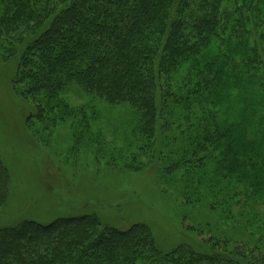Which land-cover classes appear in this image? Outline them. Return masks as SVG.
<instances>
[{
    "label": "trees",
    "instance_id": "trees-1",
    "mask_svg": "<svg viewBox=\"0 0 264 264\" xmlns=\"http://www.w3.org/2000/svg\"><path fill=\"white\" fill-rule=\"evenodd\" d=\"M260 29L264 37V0H0V50L13 55L14 44L23 48L11 89L34 109L27 125L54 118L53 126L73 121L74 110L61 106L68 84L131 108L140 122L139 139L147 143H154L158 127L163 130L158 122L166 123V112H180L191 126L180 132L178 141L189 150L166 172L177 175L193 204L211 188L210 175L204 182L201 175L211 163L210 148H225L231 135L218 127L210 107L196 123V116L188 115L193 105L206 106L202 95L215 90L217 63L228 66L238 80L259 74L255 84L262 96L256 123L258 130L264 129V67L253 36ZM211 43L218 45L219 59L187 70L174 88L178 69L197 65ZM78 135L88 136L84 128ZM238 152L240 156L226 149L228 169L239 174L237 188L229 187L227 193L236 191L233 201L250 199V192L257 201L264 189L246 173L251 153ZM9 184L0 159V209ZM222 195L218 192L213 201L221 202ZM201 243L200 250L181 244L161 254L144 224L102 227L95 215L60 217L46 224L26 220L0 227V264H264V254L244 246L228 250L226 240L217 236ZM220 244L223 251L216 250Z\"/></svg>",
    "mask_w": 264,
    "mask_h": 264
},
{
    "label": "rangeland",
    "instance_id": "rangeland-1",
    "mask_svg": "<svg viewBox=\"0 0 264 264\" xmlns=\"http://www.w3.org/2000/svg\"><path fill=\"white\" fill-rule=\"evenodd\" d=\"M260 31L253 36L264 67ZM14 45L13 55L0 50V159L10 176L8 199L0 209V227L26 220L46 224L60 217L95 215L102 227L146 225L161 254L181 244L200 250L201 242L211 235L226 240L228 250L244 246L264 254V190L257 201L250 192V199L233 201L236 191L227 193L229 187L237 188L239 174L228 169L226 149L236 156L241 155V149L250 151L246 173L255 176L253 183L264 189V129L258 130L256 123L262 96L260 85L255 84L259 74L256 79L238 80L228 66L217 63L220 80L215 90L200 100L206 106L190 109L188 115L196 116V123L210 107L218 127L231 130L224 140L225 148L218 145L216 150L212 144L211 163L201 173L203 182L210 175L211 188L193 204L177 175L169 177L166 172L189 150L188 144L178 141L180 132L191 126L184 114L166 112V123L162 119L158 122L163 130L158 127L154 143H147L139 139L140 122L131 108L111 105L68 84L61 106L74 110L76 118L56 126L52 124L56 118L27 125L34 109L11 89L23 49ZM217 47L211 43L197 65L181 66L173 87L181 84L187 70L219 59ZM82 128L87 137L78 135ZM218 192L223 193L221 202H214ZM211 204L215 208H210ZM216 250L223 251V245Z\"/></svg>",
    "mask_w": 264,
    "mask_h": 264
}]
</instances>
